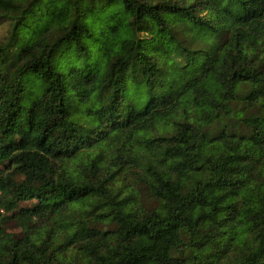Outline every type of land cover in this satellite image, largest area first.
Returning <instances> with one entry per match:
<instances>
[{
	"label": "clouds",
	"instance_id": "1",
	"mask_svg": "<svg viewBox=\"0 0 264 264\" xmlns=\"http://www.w3.org/2000/svg\"><path fill=\"white\" fill-rule=\"evenodd\" d=\"M0 264H264V0H0Z\"/></svg>",
	"mask_w": 264,
	"mask_h": 264
}]
</instances>
